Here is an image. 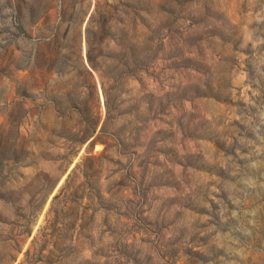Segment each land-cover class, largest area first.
Listing matches in <instances>:
<instances>
[{"label": "rangeland", "instance_id": "obj_1", "mask_svg": "<svg viewBox=\"0 0 264 264\" xmlns=\"http://www.w3.org/2000/svg\"><path fill=\"white\" fill-rule=\"evenodd\" d=\"M0 264H264V0H0Z\"/></svg>", "mask_w": 264, "mask_h": 264}]
</instances>
